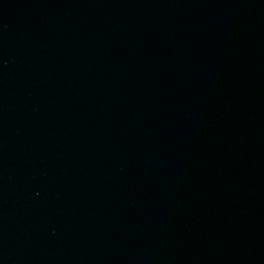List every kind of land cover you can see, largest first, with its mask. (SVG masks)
Returning a JSON list of instances; mask_svg holds the SVG:
<instances>
[{
    "label": "water",
    "instance_id": "obj_1",
    "mask_svg": "<svg viewBox=\"0 0 264 264\" xmlns=\"http://www.w3.org/2000/svg\"><path fill=\"white\" fill-rule=\"evenodd\" d=\"M0 264H264V0H0Z\"/></svg>",
    "mask_w": 264,
    "mask_h": 264
}]
</instances>
